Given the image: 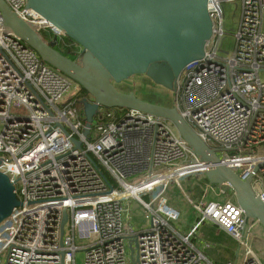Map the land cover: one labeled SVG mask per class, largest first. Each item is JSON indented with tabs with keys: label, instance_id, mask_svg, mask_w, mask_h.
I'll return each instance as SVG.
<instances>
[{
	"label": "built area",
	"instance_id": "obj_1",
	"mask_svg": "<svg viewBox=\"0 0 264 264\" xmlns=\"http://www.w3.org/2000/svg\"><path fill=\"white\" fill-rule=\"evenodd\" d=\"M5 2L40 36L47 31L64 50L83 54L28 8L27 0ZM233 2L241 3L235 50L222 56L220 43L227 36L222 5ZM208 13L212 36L205 56L177 78L175 107L204 143L220 150L221 165L242 181L252 179V185L259 180L262 190L252 188L264 204V0H208ZM74 86L7 31L0 12V171L21 202L0 226V264H76L78 252L85 253V264H129L130 239L137 246L136 264H213L194 242L205 221L243 244L247 225L236 201L204 200L208 191L225 195L227 186L206 182L197 202L183 191L198 218L187 232L176 228L181 212L168 204L170 183L205 175L214 165L196 156L169 121L100 107L86 136L83 97L67 99ZM181 169L192 172L153 185L164 173ZM133 201L146 222L139 232L124 207ZM64 211L68 221L62 232ZM228 264L263 263L248 246L241 263Z\"/></svg>",
	"mask_w": 264,
	"mask_h": 264
},
{
	"label": "water",
	"instance_id": "obj_2",
	"mask_svg": "<svg viewBox=\"0 0 264 264\" xmlns=\"http://www.w3.org/2000/svg\"><path fill=\"white\" fill-rule=\"evenodd\" d=\"M27 7L83 49L81 62L70 59L56 48L57 37L46 41L0 0L4 28L92 97L88 110L84 106L86 136L100 107L137 110L169 121L196 156L214 165L205 174L207 181L233 191L246 225L253 220L264 226V204L253 191L252 179L242 181L232 169L221 165L220 150L204 143L176 107L142 101L114 86L135 75H146L174 91L184 68L205 56L212 36L208 0H27ZM75 143L82 148L80 141ZM19 206L14 183L0 171V226ZM67 221L64 211L62 232Z\"/></svg>",
	"mask_w": 264,
	"mask_h": 264
},
{
	"label": "rangeland",
	"instance_id": "obj_3",
	"mask_svg": "<svg viewBox=\"0 0 264 264\" xmlns=\"http://www.w3.org/2000/svg\"><path fill=\"white\" fill-rule=\"evenodd\" d=\"M223 13H224V27L227 30V36L222 40L220 43L219 53L220 55L224 56L226 53L232 54L235 50V38L234 35L238 29L239 20L241 17V3L240 2H233V3H226L222 5ZM41 36L46 41H52L51 36L48 34L47 31H43ZM82 55H73V60L81 62ZM262 81L264 82V72L260 74ZM76 84V83H75ZM73 88L70 96H74L76 94L80 95L79 90L81 89L78 84ZM115 88L121 93H134L139 99L142 101L161 105L165 107H175V94L174 91L168 88H165L159 84L154 83L150 78L146 75H135L128 80H125L121 83H114ZM87 96V95H86ZM83 97V104L85 106V110H88L89 106L92 103V99L90 95L84 98ZM3 127L0 123V132L2 131ZM178 134V132H177ZM179 135V134H178ZM212 147H215L212 145ZM221 152H218L220 155ZM142 177L138 178L141 179ZM205 175H193L189 178L183 179L177 182H172L169 185L168 191L165 194L166 198L168 199V204L170 206L175 207L181 212V219L178 223L175 224L176 228L180 231H185L188 229L192 223L196 222L197 212L195 211L194 207L189 203L186 198V195L183 191L189 196V189L194 190V193H197V188L202 187L201 189L204 192L205 183H206ZM254 190L259 192L262 190L260 186L259 180H254L253 185ZM226 190L225 195H221L218 197L215 192L208 191L206 194L207 201H227L233 200L235 201V197L232 195V190L230 188ZM201 190V191H202ZM218 187H216V191H218ZM198 194V193H197ZM193 198V196L191 197ZM149 200V198H147ZM124 207L128 210V213L131 217V223L133 224L136 232H139L143 229L144 225L146 224L145 218L143 215V208L138 205L136 202L124 204ZM83 242H81L82 244ZM80 245V243H78ZM250 247L256 256L260 259V261L264 264V226L259 222H253V220H249L246 230L243 233V244H238V263L243 261L245 256V252L247 247ZM237 250V248H236ZM237 250V251H238ZM125 252L128 258L129 264H136L137 261V246L135 244L134 239H130L125 244ZM7 254L2 255V261L6 262ZM76 264H85V253L78 252L75 258Z\"/></svg>",
	"mask_w": 264,
	"mask_h": 264
},
{
	"label": "crops",
	"instance_id": "obj_4",
	"mask_svg": "<svg viewBox=\"0 0 264 264\" xmlns=\"http://www.w3.org/2000/svg\"><path fill=\"white\" fill-rule=\"evenodd\" d=\"M201 188L202 187L197 188V190H195L198 194L194 193V190L189 189L188 192L191 197L193 196V201L197 202L202 199L203 190ZM204 200L207 201L206 197ZM211 201L212 200L207 202ZM197 218L198 215L196 216V221ZM194 224L195 222L192 223V225L188 229L181 232L189 231ZM194 242L200 250H203L207 254L213 264H228L229 262H238L237 257L239 250L237 242H235L231 237L222 232L217 226L212 224L210 221H205L202 223L197 232V237ZM236 248L238 251L236 250Z\"/></svg>",
	"mask_w": 264,
	"mask_h": 264
},
{
	"label": "bare ground",
	"instance_id": "obj_5",
	"mask_svg": "<svg viewBox=\"0 0 264 264\" xmlns=\"http://www.w3.org/2000/svg\"><path fill=\"white\" fill-rule=\"evenodd\" d=\"M181 170H183V169H181ZM181 170L180 171H172V172H169V173H164L161 178H158V179L153 181V185H155V184L158 185V184H161V183L166 184V182H169L171 180H175V179L179 178L182 175H185V174H188V173L192 172V171H190L188 169L187 170H183V171H181ZM196 171H199V169L198 170L195 169L193 172H196Z\"/></svg>",
	"mask_w": 264,
	"mask_h": 264
},
{
	"label": "trees",
	"instance_id": "obj_6",
	"mask_svg": "<svg viewBox=\"0 0 264 264\" xmlns=\"http://www.w3.org/2000/svg\"><path fill=\"white\" fill-rule=\"evenodd\" d=\"M67 39H68V41L69 42H71V43H73L77 48H81L77 43H75L74 41H72L71 39H69L68 37H67ZM62 50V49H61ZM64 51V50H63ZM63 51H61V52H63ZM64 52H66L67 54H72V55H75V54H73L72 52H70L68 49L66 50L65 49V51ZM63 52V53H64ZM81 89H80V94H81V96H86V95H89L88 94V92L85 90V89H83L82 87H80ZM106 175V177L110 180V177H109V175L108 174H105ZM208 182V181H207ZM234 193H233V191H232V195H233Z\"/></svg>",
	"mask_w": 264,
	"mask_h": 264
},
{
	"label": "flooded vegetation",
	"instance_id": "obj_7",
	"mask_svg": "<svg viewBox=\"0 0 264 264\" xmlns=\"http://www.w3.org/2000/svg\"><path fill=\"white\" fill-rule=\"evenodd\" d=\"M56 48H57L59 51H63V50H64V49L59 45V43H57ZM61 49H62V50H61ZM64 51H65V50H64ZM64 51H63V52H64ZM63 52H62V53H63ZM63 54L66 55L67 57H69V58L72 59V60H73V58H74L73 55H72L71 53H70V54H67L66 52H64ZM87 96H88V95H87ZM87 96H85V97H87ZM85 97H84V98H85Z\"/></svg>",
	"mask_w": 264,
	"mask_h": 264
}]
</instances>
